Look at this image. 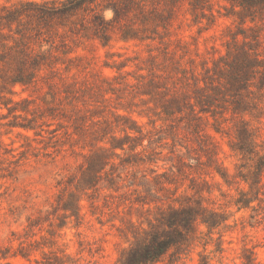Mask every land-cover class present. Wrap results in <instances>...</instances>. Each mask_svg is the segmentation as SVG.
I'll list each match as a JSON object with an SVG mask.
<instances>
[{"label": "rangeland", "instance_id": "374dc122", "mask_svg": "<svg viewBox=\"0 0 264 264\" xmlns=\"http://www.w3.org/2000/svg\"><path fill=\"white\" fill-rule=\"evenodd\" d=\"M26 1L43 0L0 5ZM226 7L215 2L212 15L185 3L170 14L118 19L98 7L101 20L88 9L66 22L29 13L4 29L0 248L8 256L0 264H119L133 233L141 232L140 221L147 227L146 219H154L159 198L185 193L188 185L202 191L206 205L229 215L224 251L211 252L215 241L206 250L172 247L151 264H201L200 253L210 264H245L250 256L264 264L262 209L234 205L248 189L240 176L247 160L231 148L242 115L234 113L225 79L213 69L222 56V65L238 66L244 50L264 54V25L256 42L258 33L218 13ZM40 53L45 64L38 69L33 58ZM21 75L33 78L13 86ZM213 83L225 90L212 106L216 119L196 115L191 104L205 103ZM257 103L258 117L244 118L262 149L264 95ZM217 169L227 170L229 184ZM74 200L79 218L64 208Z\"/></svg>", "mask_w": 264, "mask_h": 264}, {"label": "trees", "instance_id": "16d2710c", "mask_svg": "<svg viewBox=\"0 0 264 264\" xmlns=\"http://www.w3.org/2000/svg\"><path fill=\"white\" fill-rule=\"evenodd\" d=\"M100 0H43L42 2L26 1L20 7L12 5H0V44L7 47L4 29L12 28L15 21L20 22L24 14L32 13L39 19L46 20L50 17H58L66 21H73V16L83 10L92 9L94 16L101 20V15L97 11L111 9L116 19L129 17L132 14L146 15L154 13L164 15L165 13H174L180 5L188 3L194 10L201 9L203 12L207 7L214 15L213 5L215 2H225L230 5L226 13L218 10L222 16L238 18L241 24V30L250 29L258 33L256 42L260 41L261 25H264V0H106L103 5L98 3ZM104 1V0H103ZM32 7V8H31ZM96 10V11H95ZM103 20V19H102ZM104 22V21H103ZM262 23V24H260ZM98 26V25H97ZM104 28V27H102ZM252 52V54H251ZM228 50L227 54H230ZM243 61L237 66L221 60L215 61L214 70L221 78H224L226 91L231 95V104L235 114L242 115L239 127L236 130L237 141L231 145L232 150L243 156L247 160L245 167L247 172L240 173L243 180L248 184V189H241L240 196L234 200L237 210L242 208L258 211L262 209L264 216V197L261 196V187L264 185V144L262 149L258 148L254 133L249 128V121L244 118L246 114L258 117L261 108L257 99L264 95V54L258 49L250 48L244 50ZM44 54L40 53L33 58L35 68L40 69L44 64ZM207 69H210L207 67ZM183 71V70H182ZM33 76L27 75L13 77L12 85L27 84L31 82ZM210 87L212 92L205 94V100L196 99V104H191L194 113L211 115L216 119V111L212 108L215 105V98L223 90L214 83ZM203 91V87H198ZM251 101H246V98ZM200 109L196 111V105ZM6 106H8L6 104ZM10 110L11 108L8 107ZM198 117H201L199 115ZM217 121V120H216ZM26 128H33L24 125ZM213 128L221 132V128L214 123ZM116 148L117 146L114 145ZM124 150V145H121ZM210 153L213 152L211 149ZM23 152H22V155ZM21 159V158H19ZM223 180L229 184L228 172L226 169L220 171L217 169ZM191 189L193 194L187 193ZM264 194V193H263ZM145 204H151L149 201H142ZM155 206L154 219L147 218V227L143 225L144 220L140 221V230L134 232V240L131 241L129 248L125 249L119 257V264H151L159 260L172 247L189 248L191 245H202L206 250L212 242H216V247L211 252L224 251L223 229L231 227L228 222L229 215L226 212L215 209L205 204V196L202 191L194 185H188L185 193L166 196V199L159 198ZM256 203V204H255ZM72 211L76 218L80 217L79 203H74L64 207ZM149 210H151L149 208ZM254 217L253 215H251ZM206 230H202L201 227ZM217 230L218 237H214ZM8 255L4 249L0 248V258H6ZM201 264H210V256L200 253ZM49 264H58L54 261H48ZM245 264H257L255 258L247 257Z\"/></svg>", "mask_w": 264, "mask_h": 264}]
</instances>
